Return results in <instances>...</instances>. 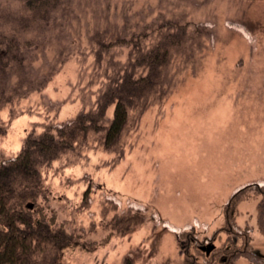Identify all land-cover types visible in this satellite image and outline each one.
I'll use <instances>...</instances> for the list:
<instances>
[{"label":"rangeland","instance_id":"obj_1","mask_svg":"<svg viewBox=\"0 0 264 264\" xmlns=\"http://www.w3.org/2000/svg\"><path fill=\"white\" fill-rule=\"evenodd\" d=\"M160 16L208 23L213 39L201 35L189 62H172L166 94L132 116L111 149L103 133H88L46 173L37 208L77 242L46 264H124L127 256L131 264H223L228 250L229 264H250V252L264 257V196L249 188L226 206L236 189L264 182V0H66L32 51V74L48 81L0 112V159L16 155L32 127L93 105L110 72L95 66L89 38L98 19L131 34ZM108 54L123 62L127 49ZM131 200L146 204L145 222L118 233L109 221Z\"/></svg>","mask_w":264,"mask_h":264},{"label":"trees","instance_id":"obj_2","mask_svg":"<svg viewBox=\"0 0 264 264\" xmlns=\"http://www.w3.org/2000/svg\"><path fill=\"white\" fill-rule=\"evenodd\" d=\"M13 1L0 0V112L41 90L48 81L32 74V51L43 43L47 28L66 0ZM99 20L89 39L95 46L96 68L104 64L110 72H105L107 81L93 105L80 110L71 120L46 125L40 132L32 127L17 154L0 159V264H46L55 255L77 246L74 236L63 225L37 208L40 199L46 198L43 187L46 173L54 168L60 156L82 145L88 133H103L100 144L111 149L119 142L131 117L137 119L152 102L166 94L172 62L177 58L182 63L189 62L201 35L213 39L208 23L180 24L160 16L139 33L126 34L115 33L116 23L111 26L101 22L105 19ZM100 22L104 27H100ZM122 47L127 49L123 62L106 58L113 49ZM112 105L109 117L107 111ZM9 117H16L12 110ZM249 188L264 196V182L253 183L236 189L226 206L235 204L238 194ZM87 192L80 197L82 204L89 199ZM112 201L120 207L122 198L117 195V200ZM126 204L109 221V226L121 234L145 222V203L131 200ZM260 228L264 233V221ZM168 229L180 237L183 232L172 225ZM228 251L224 252L227 258L224 257L223 264H229L234 256ZM245 257L255 264L263 260L256 252ZM124 264H131L129 256Z\"/></svg>","mask_w":264,"mask_h":264},{"label":"flooded vegetation","instance_id":"obj_3","mask_svg":"<svg viewBox=\"0 0 264 264\" xmlns=\"http://www.w3.org/2000/svg\"><path fill=\"white\" fill-rule=\"evenodd\" d=\"M256 252V254L259 256V255H261V253H259V252H257V251H255ZM262 258H264V257H262ZM251 262V261H250ZM250 264H255V263H253V262H251Z\"/></svg>","mask_w":264,"mask_h":264}]
</instances>
